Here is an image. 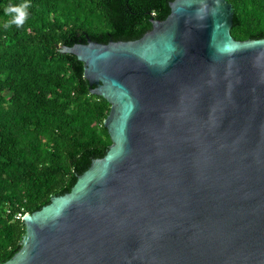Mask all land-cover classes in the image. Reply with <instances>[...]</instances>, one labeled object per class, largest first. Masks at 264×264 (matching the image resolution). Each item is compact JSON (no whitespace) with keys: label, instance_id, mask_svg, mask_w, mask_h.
<instances>
[{"label":"water","instance_id":"95a60500","mask_svg":"<svg viewBox=\"0 0 264 264\" xmlns=\"http://www.w3.org/2000/svg\"><path fill=\"white\" fill-rule=\"evenodd\" d=\"M169 9L137 40L61 47L111 145L3 264H264V39L231 36L227 0Z\"/></svg>","mask_w":264,"mask_h":264},{"label":"trees","instance_id":"16d2710c","mask_svg":"<svg viewBox=\"0 0 264 264\" xmlns=\"http://www.w3.org/2000/svg\"><path fill=\"white\" fill-rule=\"evenodd\" d=\"M174 0H0V264L25 237L22 218L69 193L111 141L110 105L90 93L83 63L62 46L134 41ZM231 36L264 39V0H227ZM23 8L15 23L13 8Z\"/></svg>","mask_w":264,"mask_h":264},{"label":"clouds","instance_id":"9594fccd","mask_svg":"<svg viewBox=\"0 0 264 264\" xmlns=\"http://www.w3.org/2000/svg\"><path fill=\"white\" fill-rule=\"evenodd\" d=\"M10 11L16 12L18 14L17 17H16V19H15V21H14L15 23L20 24V23L23 22L25 13H24L22 7H20V8H13V9H10Z\"/></svg>","mask_w":264,"mask_h":264}]
</instances>
